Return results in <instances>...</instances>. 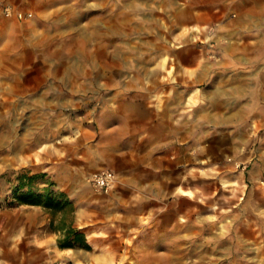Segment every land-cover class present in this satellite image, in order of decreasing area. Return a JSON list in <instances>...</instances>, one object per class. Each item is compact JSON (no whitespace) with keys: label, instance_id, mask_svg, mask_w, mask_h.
<instances>
[{"label":"rangeland","instance_id":"374dc122","mask_svg":"<svg viewBox=\"0 0 264 264\" xmlns=\"http://www.w3.org/2000/svg\"><path fill=\"white\" fill-rule=\"evenodd\" d=\"M36 1L0 24V221L30 227L12 262L264 264V70L227 19L190 26L194 0ZM20 170L68 196L90 250L34 242L50 216L14 202Z\"/></svg>","mask_w":264,"mask_h":264},{"label":"crops","instance_id":"0c3cea01","mask_svg":"<svg viewBox=\"0 0 264 264\" xmlns=\"http://www.w3.org/2000/svg\"><path fill=\"white\" fill-rule=\"evenodd\" d=\"M20 11L30 14L24 20H18L16 18L3 19L0 18V24L10 20L15 22H23L32 18L33 10L37 4L36 0H8ZM172 1V0H169ZM188 14H186V21L191 23L190 26L194 27H215L218 25L220 19L226 18L229 28L227 29V37L229 42L242 43V59L246 67L254 69L264 70V0H194L192 5L188 6ZM29 208H41L37 206H23ZM42 209V208H41ZM3 225L0 232V245L7 246L11 241L18 243H25L27 238V230L30 228L26 225L21 226L19 224L18 230L15 225H18L15 221L9 219L0 221ZM45 221L40 220L39 223L34 225L36 230L44 225ZM49 225V224H48ZM24 231V233H23ZM59 232H54L49 229L43 235L35 234L34 242L42 244L46 242L50 250H56L62 252L57 245ZM10 253L8 252V246L4 252V256L0 258V262L10 263ZM27 264L28 261H15L12 264Z\"/></svg>","mask_w":264,"mask_h":264},{"label":"trees","instance_id":"16d2710c","mask_svg":"<svg viewBox=\"0 0 264 264\" xmlns=\"http://www.w3.org/2000/svg\"><path fill=\"white\" fill-rule=\"evenodd\" d=\"M2 175L0 178H3ZM12 183L13 200L18 206H37L50 216L49 227L59 232L57 240L60 249L82 248L90 250L83 232L72 225L74 206L65 193L56 189L55 183L46 173L31 174L20 170ZM2 204L0 203V208Z\"/></svg>","mask_w":264,"mask_h":264},{"label":"built area","instance_id":"2783aa9c","mask_svg":"<svg viewBox=\"0 0 264 264\" xmlns=\"http://www.w3.org/2000/svg\"><path fill=\"white\" fill-rule=\"evenodd\" d=\"M30 14H26L16 8L8 0H0V18L11 19L16 18L18 20H24L30 17ZM115 173L110 170H102L94 173L90 177V185L92 189L97 193H107L115 184ZM54 264H71L69 261L58 262Z\"/></svg>","mask_w":264,"mask_h":264}]
</instances>
